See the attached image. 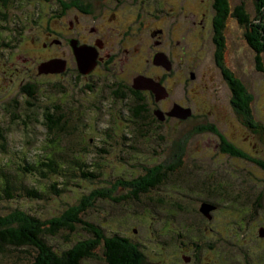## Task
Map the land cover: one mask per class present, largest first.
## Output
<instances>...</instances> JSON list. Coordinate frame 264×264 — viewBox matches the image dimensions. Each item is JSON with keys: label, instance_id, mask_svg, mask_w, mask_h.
I'll return each mask as SVG.
<instances>
[{"label": "rangeland", "instance_id": "374dc122", "mask_svg": "<svg viewBox=\"0 0 264 264\" xmlns=\"http://www.w3.org/2000/svg\"><path fill=\"white\" fill-rule=\"evenodd\" d=\"M76 1L81 8L69 6ZM107 1L117 3L122 14H178L172 18L178 28L173 37L182 38L180 46L175 47V64L186 75L178 82L182 76L175 71L165 84L170 92L168 108L172 102L190 107L188 118L129 121L122 100H115L111 106L103 97L100 72L83 78L75 63L67 72L61 71L62 77L40 76L59 68V64H52L47 72L39 67L46 61L41 62L42 50L33 39L38 35L42 39L47 15L78 14L80 9L101 14L110 7ZM237 5H242L250 18L255 16L256 0H228L230 11ZM190 11L194 13L192 18ZM1 14H7L5 20ZM200 14L207 15V29L189 28L190 20ZM215 14L213 0H0V195L3 172L12 176L16 186L22 182L44 192L33 198L21 195L23 191L13 186L12 198H0V215L20 209L40 219L57 216L93 189L111 188L120 179L130 180L149 168L163 166V180L154 187L133 195L129 193L133 188L118 185L111 193L116 201L98 197L82 218L101 228L106 236L128 237L143 252L145 264L180 263L183 254H194V264H211L213 248L219 255H229L235 264H245L247 255L257 256L262 250L257 226L238 231L240 238L231 233L225 236L230 240L224 239L227 229L235 227L222 220L219 208L209 222L198 210L200 203L218 197L212 179L226 182L230 191L250 184L257 190L264 188V169L223 152L216 133L198 130L212 124L244 154L264 162V75L257 68V54L246 42L244 25L230 12L221 29L222 64L252 95L251 109L257 125L252 128L231 105L229 86L214 59L217 35L211 18L214 20ZM17 19L25 24L15 29ZM171 48L165 47L166 52ZM67 51L77 62L74 53ZM258 58L264 69V52ZM133 68L138 67L134 64ZM191 70H195V83L190 81ZM30 82L36 84L33 95L24 92ZM85 82L94 84L92 94L78 88ZM130 97L128 106L137 102ZM166 103L161 102L159 107L164 108ZM45 112H52L60 120L50 134L44 124ZM50 158L52 167L44 165ZM82 172L93 176L84 177ZM254 189L241 192L245 196L241 204L249 203ZM223 196L231 199L234 194L225 190ZM233 216L238 218L239 213ZM91 237L92 233L79 224L74 231L44 236L58 252ZM94 253L95 257L82 263L100 264L101 246ZM9 258L3 253L0 264H9Z\"/></svg>", "mask_w": 264, "mask_h": 264}, {"label": "flooded vegetation", "instance_id": "af4514ba", "mask_svg": "<svg viewBox=\"0 0 264 264\" xmlns=\"http://www.w3.org/2000/svg\"><path fill=\"white\" fill-rule=\"evenodd\" d=\"M108 5H110V7L101 14H92L87 10L80 9L78 14H58L56 17H54L55 14L47 15L46 28L43 31L42 39H40L38 35L33 40L42 50L43 60H41V62L48 60L58 61L59 68L57 67L55 72H50L46 75L42 74L40 76L62 77L61 71L65 70L64 72H67L72 63H75L78 74L85 76L83 78L88 77L89 74L93 72H100V78L102 79L101 84L104 86L102 90L103 97L109 100L111 106L114 104L115 100H122L126 108V114L130 116V118H128L129 121L133 119H141L143 121L150 119L154 121V119H157L154 114L155 110L158 109L162 112H167L171 108H168L170 92L165 84L171 77V74L176 71L179 77L182 76V79L179 81V78L173 79V82L183 81L186 75L184 71L181 72L179 68H176L178 64H175L177 61L175 59L177 55L175 47L178 45L180 46L182 38L175 39L173 37V31L178 28H176L175 21L172 18H175L178 14H122L119 12V5L117 3L108 2ZM190 13V17L192 18L194 13L191 11ZM205 15L206 14H200L198 19L193 18L190 20L189 28L194 29V27L198 28L199 26L201 28L206 27L207 29L208 21L206 19L207 15ZM38 16L39 14H36V17ZM1 17L5 20L7 14H1ZM156 21H160V24L156 25ZM15 23L16 24L13 23L15 29L25 24L23 23L21 25L20 19H17ZM211 26L213 28V17L211 18ZM177 27H180V25L178 24ZM74 46L84 47L86 52L89 54L92 53L91 55L95 57L94 66L86 73H81L74 57H70V54H66L68 53L67 50H70L72 53ZM167 46H172L171 51L169 50L166 52L165 47ZM159 52L165 53L166 58L170 62V70H166L165 67L153 63L154 55ZM134 64H136L138 68L134 69ZM179 65H182V61L180 60ZM190 73L194 75V78H190V81L195 83V70H191ZM116 75H119V78ZM138 76L150 77L154 81H157L165 87L168 95L162 99L156 100L151 90L134 88V79ZM30 83L33 88L36 87L35 83ZM196 85L199 88L201 82H198ZM80 87L78 88L82 92H87L88 94H92L94 90H96L94 84L90 82H85ZM130 96H133L137 100L132 106H128L127 104L128 99L131 98ZM161 102H167L164 108L159 107ZM174 103L172 102V105ZM176 119L177 118L165 116L163 120ZM127 123L126 121L125 124ZM236 157L239 159L246 158L256 164V159L253 157H250V159L246 156ZM211 183L213 192L215 194L218 193V197L216 200L210 199L207 202L210 206L208 222L213 220L215 212L219 208L222 220L227 223V225L235 227L231 230L227 227L228 229L227 233L224 235V239L230 240L231 238H226L225 236L231 233L234 235V238L237 236L240 238L238 231L243 230L244 227L255 225L258 229H264V217L260 218V214L264 215V210L262 211L264 204V188L257 190L249 183V187H240V189L230 191L226 183L221 180L216 181L212 179ZM252 184L255 183L252 182ZM252 189H254V191L249 203L241 204L245 197L241 192H252ZM225 190L229 194H234V196H232L231 199L224 198L223 193ZM225 203L229 204L226 205ZM236 212L239 213L238 218H234L233 216ZM224 217L225 219L226 217L229 219L226 221ZM210 229L213 230L211 226ZM257 238L260 241L258 246L262 250L254 258L247 255L249 261L247 260L245 264L264 263V235L260 236L258 234ZM211 246H213V244H210V248ZM211 253V264H215L217 260L222 261V263L218 264L236 263H231V258L229 255L226 256L225 253L219 255L214 248ZM252 253H254V251H252ZM253 259L256 260L253 261ZM190 260L191 262L189 263ZM179 261L181 262L178 263L176 261L170 264H194V254H183Z\"/></svg>", "mask_w": 264, "mask_h": 264}, {"label": "trees", "instance_id": "16d2710c", "mask_svg": "<svg viewBox=\"0 0 264 264\" xmlns=\"http://www.w3.org/2000/svg\"><path fill=\"white\" fill-rule=\"evenodd\" d=\"M2 1L4 2L5 0ZM69 6L82 7L77 1L71 3ZM213 8L216 11V17L213 20V30L217 35L214 38L215 62L220 67L221 73L229 86L231 105L242 116L244 122L249 127L256 128L257 125L253 120L251 109L252 95L246 90L240 79L222 64L224 44L221 29L224 19L231 12L237 18L238 22L244 25V37L248 45L257 54V68L264 75V69L258 58L259 54L264 52V0H256V14L253 18L249 17L242 5H237L230 11L228 0H213ZM24 92L28 95H33L34 88L28 84ZM44 119L46 131L49 134L57 128L60 122L58 118L54 117L52 112H45ZM198 130L216 133L222 144V151L230 156H246L250 159V156L244 154L240 149L230 143L212 124L199 126ZM52 164L51 158L47 162H44V165L48 167H52ZM256 164L264 169V162L256 160ZM162 167L149 168L145 174L130 179L131 181L128 179H120L111 188L93 189L89 194L80 198L78 203L69 206L61 214L47 219H40L20 209L13 210L5 215H0V255L7 253L10 256L9 264H83V259L95 257V248L101 246L102 257L100 264H145L144 254L136 243H133L128 237L119 234L106 236L101 228L84 220L81 215L88 207L93 205V201L98 197H109L108 199L116 201V198H113L111 193L116 190L118 185L133 188V191L132 189L129 190V193L133 195L154 187L163 180L161 177L165 172H162ZM29 170L35 169L29 167ZM82 174L84 177L92 175V173L90 175V173L86 172H82ZM2 178L1 184L3 186L1 188L2 195H0V198L2 196L12 198L14 196L13 188H16L19 192L20 190L23 191L20 193L21 195L24 194L33 198H38L44 193L34 187L24 186L22 182L20 186H16L12 176L5 174V172H3ZM132 184L136 186L131 187ZM227 187L229 186L227 185ZM78 224L91 232L92 237L79 240L61 252L55 251L45 241L44 236L55 235L61 230L74 231Z\"/></svg>", "mask_w": 264, "mask_h": 264}, {"label": "water", "instance_id": "95a60500", "mask_svg": "<svg viewBox=\"0 0 264 264\" xmlns=\"http://www.w3.org/2000/svg\"><path fill=\"white\" fill-rule=\"evenodd\" d=\"M73 52L77 60L78 68L81 73H86L89 71L95 64L94 60L95 57L88 52H86L84 47H73ZM58 62V61H57ZM56 61H46L42 63L40 67V71H47L51 68L52 64H58ZM92 62V64H91ZM153 63L156 65H161L165 67L166 70L170 69V62L166 58L164 54H156L153 58ZM61 65V64H60ZM48 72V71H47ZM191 78H193V74L190 75ZM134 88H140V89H149L153 92L155 99L159 100L168 95L167 90L164 86H162L157 81H154L150 77H144V76H138L134 79ZM155 116L159 120H163L165 116H172L180 119H186L191 115V109L190 107H183L180 104L174 103L171 108L167 112H162L161 110H155L154 111ZM209 209L210 206L207 202H202L198 208L199 212H201L206 218L209 217ZM135 231V230H134ZM259 235H264V229H259ZM187 260V258H186Z\"/></svg>", "mask_w": 264, "mask_h": 264}]
</instances>
